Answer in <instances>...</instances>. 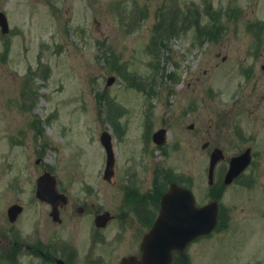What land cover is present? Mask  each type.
I'll use <instances>...</instances> for the list:
<instances>
[{
	"label": "rangeland",
	"instance_id": "obj_1",
	"mask_svg": "<svg viewBox=\"0 0 264 264\" xmlns=\"http://www.w3.org/2000/svg\"><path fill=\"white\" fill-rule=\"evenodd\" d=\"M0 11L8 23V32H0L3 184L29 189L42 169L55 174L58 187L88 207L64 223L67 241L83 243L87 252L89 233L97 231L96 264H114L138 251L144 224L136 214L151 209L155 215L159 187L181 182L198 204L219 191L220 226L187 248V264L263 259L264 96L259 100L251 87L240 93L239 103L257 104L256 136L230 127L223 129L234 136L225 134L211 114L238 91L224 75L250 66L264 75V0H0ZM172 14L176 34L157 39L156 27ZM110 75L115 80L106 85ZM259 84L262 89L263 80ZM162 128L167 140L158 145L151 135ZM103 130L113 135L117 179L135 178L127 188L133 197L147 190L148 212L129 203L131 221L123 228L115 222L104 230L93 226L96 209L117 212L121 197L102 176ZM216 132V143L204 146ZM213 145L228 158L249 146L256 154L231 186L221 188L219 181L228 159L217 164L215 186L208 185ZM173 264L184 261L178 257Z\"/></svg>",
	"mask_w": 264,
	"mask_h": 264
},
{
	"label": "flooded vegetation",
	"instance_id": "obj_2",
	"mask_svg": "<svg viewBox=\"0 0 264 264\" xmlns=\"http://www.w3.org/2000/svg\"><path fill=\"white\" fill-rule=\"evenodd\" d=\"M261 67L264 68V65H261ZM238 68L239 67L233 69V71L237 70ZM224 76L226 80H234L233 85L236 89H238V91L235 94L234 99H232L231 102L225 104V108L224 106L217 104V108H221L217 111L216 115L211 114L214 127H221L225 134L228 133L230 135L232 134L233 136V133L229 132L228 130L225 131L223 128L230 127V130L234 132L236 130V134L240 135V132L247 130L248 136L249 134L252 137L256 136L255 128L252 127H254L256 123H261L260 117H256L254 119V117L257 115H253V112L256 111L257 104L246 106L243 103H239L242 98L240 93H242L244 88L249 90L251 87V89L255 91V96L260 100L261 97L264 96V75H255V71H253L252 67L250 66V68L245 70L241 68V72H236V75ZM261 80H263L262 89L259 87ZM208 94L211 96L212 100H215L213 90L208 88ZM251 106L253 108H251ZM244 114L247 115L246 117L249 121L244 120ZM247 122L249 123V126L247 125ZM190 125H193V123H190ZM193 127L194 125L191 128ZM260 130L263 132L262 129ZM217 134L218 132L214 134V138L207 139L204 143V146L209 145L211 142L216 143L215 141H217ZM213 147L218 146L213 145L212 148ZM248 148L250 149L251 154V163L248 165L249 168L252 165V162L256 157L254 155L256 154H254L250 146ZM221 149L223 150V148ZM244 150H241L240 152ZM240 152L236 151L235 155ZM227 159L229 158L226 157V159L223 161H226ZM218 166L216 168V172L220 168ZM222 167L224 170L219 180L221 188L227 187L229 185L231 186L243 175V173H241L231 183L228 185H223V178L227 166L224 165ZM129 171L130 170H127L126 173H129ZM134 181H136L135 178L128 175V178L125 180V182L121 183L116 177L115 170L113 176L110 179V184L116 187L115 191L121 194L120 203L118 204V211L112 213V210L96 209L94 212V219L97 214L107 210L110 212L111 219L105 227H107L109 223L115 222V224L123 228L125 223L128 224L129 221H131L129 220V216L125 210L129 203H131L136 211H138L141 204L142 210H147V190L145 191L143 189V193L138 198L132 196V190H130V192L127 190L128 185H132V182ZM215 182L213 183V186H215ZM159 188L160 189L158 190V193L155 197V201H152L151 206L156 210L155 215L154 212H151V209L148 213V219L152 220V222L154 221L159 210L160 197L164 193L163 186ZM60 191L63 193V189ZM128 197H130V200L127 199ZM75 198L76 197L67 196L65 203H63L62 198L55 205L57 209H55L56 220H54L51 215V204L47 201H42L36 198L35 185H33L32 190H26L24 189L23 185L3 184L0 180V264H96L97 257L93 254V252L96 244L99 243L97 231L91 233V245H89V252L88 250L87 252L82 251L84 248L83 243L79 244V246H75L74 242L67 241L66 233L64 231L65 226L63 228L66 220L69 217H73L74 213H76L78 216L84 214V212L88 210L86 203L78 204V198ZM143 214L145 217L147 216V213ZM136 215L139 217L138 214ZM74 217L76 216L74 215ZM105 227L97 229L104 230L106 229ZM128 245H131V242L128 241ZM176 256H180V253L177 252ZM117 263L118 261L114 264Z\"/></svg>",
	"mask_w": 264,
	"mask_h": 264
},
{
	"label": "water",
	"instance_id": "obj_3",
	"mask_svg": "<svg viewBox=\"0 0 264 264\" xmlns=\"http://www.w3.org/2000/svg\"><path fill=\"white\" fill-rule=\"evenodd\" d=\"M0 25L4 31L7 29L5 18L1 13ZM113 80V76L109 77L107 83L111 84ZM163 133L164 130H159L154 134V139L158 143L163 141ZM100 141L106 152L104 176L108 178L114 165L110 134L107 131H103L100 135ZM220 157L221 151L215 149L210 161L209 175H211L213 166ZM248 161V151L233 157L230 160L227 180H231L236 176L246 166ZM43 181L48 183L44 185ZM54 185V178L50 174L45 173L38 180L39 195L44 198V196L49 197L50 194H53L55 196L51 197V202L55 203L58 194L54 192ZM108 218L107 212L99 214L96 217V224L105 225ZM216 222L217 205L215 202L198 207L195 205L194 198L189 190L173 183L162 198V207L157 220L143 237L141 256L139 258L135 256L124 257L119 264H170L173 249L183 248L197 236L209 233L215 227Z\"/></svg>",
	"mask_w": 264,
	"mask_h": 264
},
{
	"label": "trees",
	"instance_id": "obj_4",
	"mask_svg": "<svg viewBox=\"0 0 264 264\" xmlns=\"http://www.w3.org/2000/svg\"><path fill=\"white\" fill-rule=\"evenodd\" d=\"M175 14H172L171 17H166L164 22L162 24H159V27H156V38H165L168 35H174L177 32V29H175V17H173ZM170 21L171 23H169ZM118 70H120L118 68Z\"/></svg>",
	"mask_w": 264,
	"mask_h": 264
}]
</instances>
